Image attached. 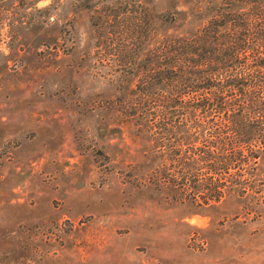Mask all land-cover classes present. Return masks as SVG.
<instances>
[{"label": "rangeland", "instance_id": "1", "mask_svg": "<svg viewBox=\"0 0 264 264\" xmlns=\"http://www.w3.org/2000/svg\"><path fill=\"white\" fill-rule=\"evenodd\" d=\"M224 1L0 0V264H264V152L198 207L128 124L162 36Z\"/></svg>", "mask_w": 264, "mask_h": 264}, {"label": "trees", "instance_id": "2", "mask_svg": "<svg viewBox=\"0 0 264 264\" xmlns=\"http://www.w3.org/2000/svg\"><path fill=\"white\" fill-rule=\"evenodd\" d=\"M155 51L137 92L162 102L127 109L160 159L149 178L198 207L243 192L264 152V0H225L190 35H163Z\"/></svg>", "mask_w": 264, "mask_h": 264}]
</instances>
